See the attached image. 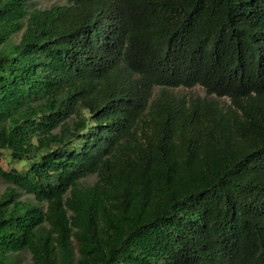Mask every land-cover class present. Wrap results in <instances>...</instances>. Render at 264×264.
<instances>
[{
    "label": "trees",
    "instance_id": "trees-1",
    "mask_svg": "<svg viewBox=\"0 0 264 264\" xmlns=\"http://www.w3.org/2000/svg\"><path fill=\"white\" fill-rule=\"evenodd\" d=\"M63 1L0 0V264H264V0Z\"/></svg>",
    "mask_w": 264,
    "mask_h": 264
},
{
    "label": "rangeland",
    "instance_id": "rangeland-1",
    "mask_svg": "<svg viewBox=\"0 0 264 264\" xmlns=\"http://www.w3.org/2000/svg\"><path fill=\"white\" fill-rule=\"evenodd\" d=\"M30 5H34L37 8L45 9L49 8L53 5H61L64 3L63 0H27ZM21 33L16 34L13 39L12 43H17L20 39ZM160 88L155 87L154 88V94L156 95L159 92ZM170 92L175 94L178 97H186V98H209L216 100L221 106L225 107L228 105L229 101L226 98L223 99H216L211 96H207L205 93V90L199 86L196 85L193 88L186 89L183 87H179L176 89H169ZM25 166L23 163L19 162H12L9 158V155L7 152H4V154L0 157V170L9 171L11 169H22ZM96 180L95 175H89L85 179L81 181V184L83 185H92ZM7 184L6 182L0 177V194L5 190ZM21 200H30V196L27 195H20ZM15 264H32L31 256L27 252H22L18 256H16Z\"/></svg>",
    "mask_w": 264,
    "mask_h": 264
}]
</instances>
